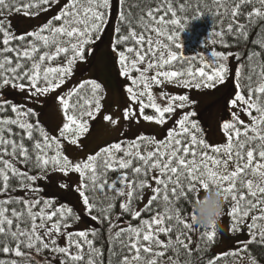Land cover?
I'll use <instances>...</instances> for the list:
<instances>
[{"label": "snow or ice", "instance_id": "snow-or-ice-1", "mask_svg": "<svg viewBox=\"0 0 264 264\" xmlns=\"http://www.w3.org/2000/svg\"><path fill=\"white\" fill-rule=\"evenodd\" d=\"M59 2L0 0V90L27 92L26 100L43 105L40 98L61 89L90 54L112 0H64L58 13L35 29L24 34L12 30L8 17L13 12L35 17ZM119 4L111 48L119 74L130 81L123 119L138 124L142 118L162 126L178 110L181 115L162 139L141 133L74 161L64 144L81 147L89 122L103 107L101 83L84 79L55 97L63 115L58 134H50L26 103L0 95V264H105V243L107 264H191L194 255L204 260L200 254L216 243L218 222L196 223L192 205L202 198L201 191L205 195L212 188L227 204L220 217H229L228 231L236 234L243 226L250 238L238 248L208 256L206 264H219L225 257L243 259L242 253L248 254L250 264H259L248 245L264 244V52L253 50L245 61L215 46L229 48V37L247 41L251 27H264V0H199L194 9L190 0ZM205 9L218 25L206 39L213 48L193 57L174 50L182 48L180 32ZM230 58L238 64L234 72ZM197 59L200 63L194 65ZM230 76L234 91L227 101L229 119L221 121L225 140L220 144L206 140L192 110L196 101L189 95L162 89L160 103L153 92L166 84L215 89ZM103 119L119 124L110 114ZM53 172L79 175L76 185L60 181L58 187L78 193L84 213L99 224L107 222V236L89 227L69 231L81 215L40 194L38 181ZM17 189L29 195L14 197ZM145 189L152 194L141 209L136 205ZM182 200L191 206L181 208ZM125 216L130 221L122 226ZM44 254L50 258L41 259ZM181 254L187 257L183 262Z\"/></svg>", "mask_w": 264, "mask_h": 264}, {"label": "rangeland", "instance_id": "rangeland-1", "mask_svg": "<svg viewBox=\"0 0 264 264\" xmlns=\"http://www.w3.org/2000/svg\"><path fill=\"white\" fill-rule=\"evenodd\" d=\"M117 2L118 4H116ZM63 3L64 0H60L59 3L54 4L47 11H42L35 17L25 16L23 12L13 13L8 17L12 30L16 34H24L27 31L35 29L37 26L45 23L49 18L56 15ZM118 5L119 0H112V7L101 33V44L99 49L96 52H91V55L87 56L85 61L77 64L73 76L68 79L61 89H58L49 97L40 98L46 103H49L46 107L43 109L35 108L36 112L39 114L38 119L41 124L46 127V130H48L50 134H58L57 129L63 122V115L55 97L58 94H64L68 89L77 85L78 82L84 79H94L101 83L105 90L104 98L102 100L103 107L101 112L97 114L96 118L91 121L89 132L81 139V147L78 148L76 146L69 145L66 142L64 144L65 154H67L74 161L82 160L87 155L96 152L99 148L107 146L112 142H116L122 138H134L136 135L141 133L149 136H155L157 139H162L166 136L167 130L173 126L174 121L181 115V111L178 110L177 113L170 117L167 120V123L162 126L145 122L142 118L138 124L125 121L123 119L122 110L130 104L125 91L130 85V81L119 74L116 54L111 48L115 36L114 27L116 25L118 15ZM195 42L196 41L191 44V41H188L187 44L182 45L181 49L175 50L188 57H193L197 56L198 53L200 55H205L208 53V50L211 49L205 48L198 50L197 46L194 45ZM200 45H202V43H200ZM205 58H207V56H205ZM197 61H199V59H197ZM230 66L234 72L235 65L233 59L231 58ZM233 85L234 80L230 76L224 85H220L215 89L198 91L195 89L178 87L174 84H166L153 88V92L157 96V101L160 103H164V101L159 97V93L162 89L170 94L189 95L192 100L196 101L192 110L197 112L195 119L200 122V126L203 129L206 140L211 144H220L225 140L220 125L222 120L229 119L227 101L230 94L234 91ZM188 110V108L183 109V111ZM106 114H110L113 118L119 119V124L113 126L110 122L104 121L103 116ZM137 115H139L138 112ZM241 119L247 120V117L241 114ZM54 174H57L58 176L62 175L58 172H55ZM45 181L48 182V179H45ZM60 181H66L70 185L74 186L79 182V175L77 173H71L69 176L63 175L62 177L60 176L59 182ZM56 185L58 184L56 183ZM151 194L150 189H147L143 195V201L139 202L137 207L142 209ZM203 195L204 192L201 191L200 196L203 197ZM57 202L69 205L67 202ZM70 203L73 204L72 199H70ZM226 210L227 204H224L223 211L226 212ZM75 211L81 215V221L73 224L69 231L81 230L90 225L91 219L84 213L82 202L80 203L79 208H75ZM228 221L229 217L227 215H223L219 218L217 224L219 243L215 247L216 254H221L238 248L240 244L250 238L248 229L243 226L238 233H230L228 231ZM161 238L163 237L161 236ZM193 238L195 240L197 236L194 234ZM59 243L63 245L65 243L64 239L61 238ZM242 256L243 259L236 258V264H250L245 253H242Z\"/></svg>", "mask_w": 264, "mask_h": 264}, {"label": "trees", "instance_id": "trees-1", "mask_svg": "<svg viewBox=\"0 0 264 264\" xmlns=\"http://www.w3.org/2000/svg\"><path fill=\"white\" fill-rule=\"evenodd\" d=\"M135 2H143L145 4H150L153 2V0H129V3H135ZM198 2H199V0H190V3L192 5L193 9L195 8V6ZM116 4H118V2ZM121 10H122V8H121V5L119 4L118 5V15H117L115 26H117V24L119 23V13ZM204 12H205V14L201 15L200 19L194 20V21H192V20L189 21L187 28L184 31L180 32L178 42H180L182 45H184V44H187L188 41H191V44H193L194 41H196L194 45L197 46L198 50H202L205 48H211V49L213 48V45L210 42H206V39H207L210 32L216 30L218 25L215 24V18L212 17L210 14H207L206 9L204 10ZM13 13L15 14V12H13ZM191 15H192V12L190 11L188 13V16L191 17ZM103 28L101 30V33L103 31ZM100 38H101V35H100ZM100 38L97 39L90 46L92 53L96 52L99 49L100 44H101ZM115 38H116V36H114L113 42L115 41ZM228 39L231 41V46L229 48H223L222 49L219 44H217L215 46V48L223 50L225 52L231 51V52H233V55H240L241 57H243L245 59V61H246V54L253 51V50L264 52V27H261L260 25H255L249 29L247 41H245V40L237 41L232 37H229ZM200 43H202V45H200ZM90 55L91 54H88V55H86V57L90 56ZM116 62H117V66L119 67V64L117 61V56H116ZM233 62H234L235 69H236V67L238 66L237 61L233 59ZM193 63H194V65L199 64L200 61L195 60V61H193ZM257 71H259V69H257ZM154 88H156V87H154ZM0 95L4 96L7 99L12 100L15 103H26L28 107H31L34 110H35V108L43 109L44 107H46L49 104V103H46L44 100H42L43 105H41L39 103L32 102V101H28L25 99V97L27 96V92L21 93L18 90L13 89L11 87H7L5 89L0 90ZM152 112H153L152 109H146V114H152ZM33 119H37V118H33ZM90 123H91V121L89 122V126H90ZM20 167L24 168V165L21 164ZM54 173L55 172L50 173L48 175V177H47L48 182H46L45 180L38 181V184L41 186V189H42L40 194L44 198L54 199L56 201H61V202H67V203H69V205H71L74 208V210H75V208H79L81 200H80L78 194L74 191H68V190L60 189L58 187V185H56V183L58 184L59 178H60V176L62 177L63 174L58 176L57 174H54ZM112 175L115 176V173H113ZM146 190L147 189H145L144 193L146 192ZM12 195L14 197L23 198V197L28 196L29 193H26V192H23V191H20L19 189H17L12 193ZM191 195L193 196V198H195V193H192ZM70 199H72L73 204L70 203ZM180 206H181V208H184L185 206L190 207L191 205L190 204L186 205V202L182 200V201H180ZM117 213H119V209H117ZM129 221H130V217H127V216L122 217V226L127 225L129 223ZM131 222L136 223V221H131ZM87 227L98 229L101 233H103L105 236H107V232H106V229L108 227L107 222H105L103 224H99L95 221L90 220V225ZM161 239H164V237ZM196 239H198V236ZM201 243H203V242H201ZM218 243H219V238L217 236L216 243L208 249L207 254L206 255L204 253L200 254V255H203L205 257L204 260H198L197 257L194 255L191 258V264H206L208 256L215 257V255H217L215 252V247L218 245ZM248 247H249L251 255L256 257V259L259 261V264H264V244L252 243V244H249ZM104 248H105V264H107L108 245L106 243L104 244ZM169 255H171V253H169ZM245 255L248 257L247 253H245ZM49 258H50V256L48 254H44L41 257V259H44V260H47ZM185 259H187V257H185L183 254H181V261L183 262ZM219 264H236V258L233 259L232 257H225L223 261L219 262Z\"/></svg>", "mask_w": 264, "mask_h": 264}, {"label": "clouds", "instance_id": "clouds-1", "mask_svg": "<svg viewBox=\"0 0 264 264\" xmlns=\"http://www.w3.org/2000/svg\"><path fill=\"white\" fill-rule=\"evenodd\" d=\"M223 205V194L218 189L212 188L198 203L192 205L196 212V223L207 226L218 222L223 212Z\"/></svg>", "mask_w": 264, "mask_h": 264}]
</instances>
